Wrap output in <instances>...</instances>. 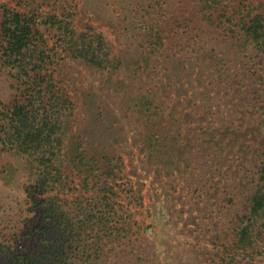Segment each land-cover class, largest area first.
Here are the masks:
<instances>
[{
  "label": "rangeland",
  "instance_id": "rangeland-1",
  "mask_svg": "<svg viewBox=\"0 0 264 264\" xmlns=\"http://www.w3.org/2000/svg\"><path fill=\"white\" fill-rule=\"evenodd\" d=\"M25 3L101 31L118 63L66 59L58 69L75 105L70 158L82 141L120 166L116 208L132 235L110 264H218L264 144V53L203 20L198 0H0ZM150 22L162 36L154 53ZM13 85L0 69V103L12 100ZM29 179L24 157L0 151V242L25 232Z\"/></svg>",
  "mask_w": 264,
  "mask_h": 264
},
{
  "label": "trees",
  "instance_id": "trees-1",
  "mask_svg": "<svg viewBox=\"0 0 264 264\" xmlns=\"http://www.w3.org/2000/svg\"><path fill=\"white\" fill-rule=\"evenodd\" d=\"M198 6L201 18L222 27L227 38L245 39L264 53V0H198ZM67 14L29 3L0 6V69L10 70L15 90L11 101L0 103V151L26 159L32 210L25 232L0 242L5 264H110L132 235L116 208L118 160L98 157L82 141L70 158L75 105L58 79L59 64L80 60L106 69L118 63L101 31L78 30ZM147 29L154 53L162 44L160 29L155 22ZM258 159L235 241L223 248L218 264H260L257 257L264 256V144Z\"/></svg>",
  "mask_w": 264,
  "mask_h": 264
}]
</instances>
